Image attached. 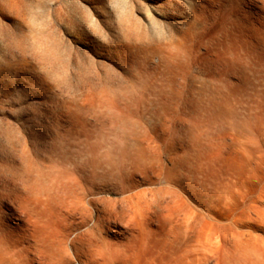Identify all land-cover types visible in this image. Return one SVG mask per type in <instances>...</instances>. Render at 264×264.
Segmentation results:
<instances>
[{
  "label": "rangeland",
  "instance_id": "1",
  "mask_svg": "<svg viewBox=\"0 0 264 264\" xmlns=\"http://www.w3.org/2000/svg\"><path fill=\"white\" fill-rule=\"evenodd\" d=\"M0 264H264V0H0Z\"/></svg>",
  "mask_w": 264,
  "mask_h": 264
}]
</instances>
